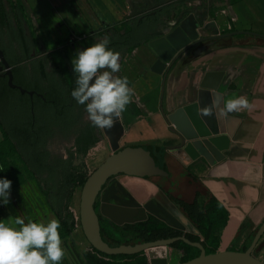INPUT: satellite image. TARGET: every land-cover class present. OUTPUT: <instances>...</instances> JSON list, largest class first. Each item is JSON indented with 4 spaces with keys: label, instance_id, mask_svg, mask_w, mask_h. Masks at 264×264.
<instances>
[{
    "label": "crops",
    "instance_id": "0c3cea01",
    "mask_svg": "<svg viewBox=\"0 0 264 264\" xmlns=\"http://www.w3.org/2000/svg\"><path fill=\"white\" fill-rule=\"evenodd\" d=\"M105 1L107 5H99V8L104 9L103 13L107 19L114 18L110 20L111 22L109 20L106 22L110 28L107 32L112 30L111 26L116 21L128 22L137 18L139 13L129 14V5L137 7L163 2V0ZM170 2L167 10L160 13V20H163L167 13V29L175 28L183 18L194 13L199 22L197 30L200 37L235 31L244 33L202 41L205 43L199 42L181 51L169 65L167 64L162 73L151 70L157 56L148 47V41L132 51L125 47L121 52V70L117 75L128 77L130 87L135 90V96L121 115L125 126L121 146L149 145L153 153L161 154L154 153L158 161L160 156L163 157L158 162L160 165L165 164L175 169L180 162L189 169L229 212L228 222L221 234L220 250L229 249L241 225L247 223V229L235 243L239 247L249 233L258 228L264 220V0H170ZM97 5L98 0H84L83 10L75 11L83 16V24L91 28L90 35L96 31L98 24L95 23L93 28L89 17L98 15L99 21L103 19L101 16L103 14L97 11ZM41 16L44 17V12ZM163 31L154 30L141 37L147 38L155 34L161 36ZM91 36L97 41L98 34ZM202 87L222 89L227 99L245 96L254 105L251 111L243 110L230 114L237 121L229 122L236 130L227 152L228 158L232 161L249 165L250 179L210 175L212 167L205 162L184 164L172 151L167 150L168 146L178 141V136L171 130L172 126L168 124L165 116L196 102ZM2 139L3 133L0 129V141ZM167 143L165 152H161L159 148ZM252 177L257 180H253ZM124 179L122 181L126 187L140 203L155 198L160 189L148 179L137 177L130 178V181L128 177ZM187 181L191 182L190 179ZM26 185L27 183H24L16 189L21 187L25 189ZM23 189H20L17 195L23 194ZM44 207L45 225L51 219H58L45 198ZM146 210L162 211L154 203ZM126 212L129 215L133 214L130 209ZM123 214L113 217L122 220L125 218ZM77 231V228L74 229L69 236L62 239V247L65 249L62 264H85L83 252L89 250L90 246L88 240L79 238V247L75 246L77 242L73 235ZM71 240L74 244H69ZM256 251L257 257L264 261V235L257 244Z\"/></svg>",
    "mask_w": 264,
    "mask_h": 264
},
{
    "label": "trees",
    "instance_id": "16d2710c",
    "mask_svg": "<svg viewBox=\"0 0 264 264\" xmlns=\"http://www.w3.org/2000/svg\"><path fill=\"white\" fill-rule=\"evenodd\" d=\"M140 27L141 25L137 21L129 22L127 26L125 24L121 34L115 33L109 36L110 44L108 47L114 51L128 47V50L132 51L159 35L155 34L147 38L138 36L137 30ZM28 33L27 19L22 6H18L12 0H0V47L10 65L31 59L30 54L35 46L31 41L33 37L29 36ZM87 35L88 38H91L92 44L97 42L90 34ZM14 36L19 48L22 49L20 55L16 53L13 47L14 39L12 37ZM65 46H69V43H65L62 48L56 47L54 51H49L44 56V62H41L38 67H36L35 61L31 62L34 76L40 77V73H42L41 77L44 76V97L49 106H45L44 109V141L42 139H30L28 152L22 151L14 143L8 127V123L11 122V112L6 101L10 100L16 91L12 90L7 82L0 78V108L4 105L6 108L3 118H0V129L3 133V139L0 141V179L7 178L12 181L10 191L30 179H35L51 210L60 221L61 227L58 231L61 239L69 236L80 224L71 216L69 205L75 188L83 187L87 179V177L83 178V176L78 175L77 167L72 164L70 159L65 158L60 159L57 163L53 162L50 159V152L46 149L47 136L51 134L52 128L61 126L58 111H62V107L67 115L64 130L69 131L74 123L73 117L69 115L71 109L67 108L73 101L64 96L63 86L65 89H69L71 93L75 88L73 80L76 75L69 58L64 53ZM63 81L65 83L62 85ZM41 83L40 80V82L32 83L30 86L41 89L43 88ZM166 145L168 143L159 148L161 152H165ZM126 147H121V150ZM148 148L155 162L159 164L151 146L148 145ZM86 152L85 149L84 153ZM15 154H20L26 164V175L10 162ZM178 164L175 169L165 164H159L162 169L166 170V175L151 176L146 179L154 182L165 193L169 201L184 214L198 233L186 232L170 226L153 214H147L145 219L117 224L101 212L100 201L96 198L94 210L102 237L109 245H134L162 238L185 236L191 241L201 242L207 254L218 251L222 230L229 219V212L224 204L199 181L196 175L180 162ZM187 179H190L191 182ZM247 227V223L241 225L229 250L245 251L249 247L257 228L249 233L241 246H235ZM171 247L181 252V263L200 254L198 248L190 246L182 240L173 243ZM90 248L83 252L85 264H151L145 251L131 255H108L96 250L91 245ZM157 248L149 249L150 259L156 264H164L163 255L156 250Z\"/></svg>",
    "mask_w": 264,
    "mask_h": 264
},
{
    "label": "water",
    "instance_id": "95a60500",
    "mask_svg": "<svg viewBox=\"0 0 264 264\" xmlns=\"http://www.w3.org/2000/svg\"><path fill=\"white\" fill-rule=\"evenodd\" d=\"M198 27L199 22L195 14L190 13L175 28L166 29L161 36L149 40L147 45L157 56L151 70L162 73L167 64L169 65L181 51L199 42L244 33L243 31H235L210 37H200L197 30ZM0 72L2 76H8V85L11 88H18L22 93L27 91L13 83L11 66L2 49H0ZM213 92L216 93L215 99L221 101L227 99L222 89L217 87H202L198 92L196 102L178 108L173 113L165 116L168 124L172 126L171 130L178 136V141L168 146L167 150L172 151L184 164L205 162L212 167L210 175L250 179L249 177L251 176L248 175L249 165L242 162H234L227 155L230 149L231 138L236 130L234 125H229V122L231 120L236 122L237 120L231 116L228 118H217L215 116L201 118L197 115V107L208 105L213 98L211 96ZM28 93L32 94V92ZM103 130L109 140L112 153L88 176L82 187L80 200V224L91 246L108 255H131L156 247L171 246L173 243L182 240L190 246L198 248L200 254L180 264H264V261L253 254L254 249L264 234V220L258 226L251 244L245 251L227 249L207 254L201 242L191 241L185 236L162 238L134 245H109L102 237L99 221L94 210L97 196L100 194L102 204H113L119 207L118 203H121L120 197L133 199L132 193L126 187L124 181H122L123 178L137 177L146 179L151 176L166 175V170L162 169L155 162L147 145H129L121 150V139L125 132V126L121 117L116 120L111 129ZM252 168L256 167L252 166ZM120 177L122 178L120 179ZM252 179L257 180V178L253 177ZM108 180L107 186L102 188ZM150 202L161 207L165 213L157 214L148 210L149 214H153L168 225L183 231L189 232V226L194 228L190 222L188 226L186 221L184 222L175 216L158 199L152 198ZM107 217L117 224H122L112 216ZM146 217L147 214L141 212L139 219H133L134 217H132L125 222H134ZM186 220L189 221L187 218ZM194 230L196 231L195 233H198L195 228ZM150 263L156 264L151 260Z\"/></svg>",
    "mask_w": 264,
    "mask_h": 264
},
{
    "label": "rangeland",
    "instance_id": "374dc122",
    "mask_svg": "<svg viewBox=\"0 0 264 264\" xmlns=\"http://www.w3.org/2000/svg\"><path fill=\"white\" fill-rule=\"evenodd\" d=\"M12 1H14V3L18 6H22L27 19V24L33 34L34 39L36 40L37 47H39L38 45H42L44 47L45 55H47L49 51H54L56 47H64V44L68 42L69 46H65L63 50L65 55L69 58L71 62L78 50H83L92 44L90 37L87 41H81L75 44H71L69 42V38L72 34H89L90 32H92L89 31L91 29L90 27L85 26L83 24V16L78 13L79 10L82 9L84 0ZM103 4L107 5V2L105 0H98L97 11L103 14L101 15L103 19L99 21L98 17L100 16L98 15H92L89 17V19H91L93 28H95V23L98 24L96 31L91 33V35L98 34L97 42L103 39L105 36L109 37L112 32L114 34H121L125 28L124 23L116 21L117 23H113L115 26L112 27V30L107 32V30L110 29L108 25H106V22H108L109 19L104 16V9L99 8V5ZM42 12H44V17L41 16ZM113 19L114 18H111L110 20ZM0 118H3V113L1 109ZM88 122L89 120L82 119V123L77 128L76 132H72L68 138L58 137L52 143L49 144V150L52 155V161L57 163L60 159H70L72 164L77 167L78 175L83 176V178H88V176L112 153L109 140L105 135L104 130L93 127ZM89 134H91V137L88 136ZM85 149L87 150L86 153H84ZM154 153L155 155H161L160 153ZM161 158L163 157L160 156V158H158L159 161H161ZM10 162L12 164H15L21 173L25 175L27 174L26 166L22 162L18 154L13 155V157L10 159ZM128 179V181L131 180L130 178ZM26 183V191L25 189H23L24 187L20 188L24 190L22 191L23 194L17 195V193L20 192V189H14L10 191L9 203L7 205H4L2 201H0V221L3 220L5 223H8L9 217L15 218L16 216H20L21 218L25 219V222L31 219L32 221L35 220L34 222L44 223V198L46 199V197L40 190L39 185L35 179H30ZM158 190L159 191L156 194L155 198L158 199V201L161 202L163 205H165L180 220L184 222L186 221L189 226L190 221L186 220L184 214L178 211L174 207V205L171 204V202L161 189ZM81 191L82 187L75 188L72 201L69 205L71 216L79 222ZM100 210L109 217H113L114 215H118L124 212L122 209L118 208L113 204H102V202L100 205ZM142 213L149 214L148 210H144ZM139 218L140 214L136 215L133 219ZM128 219L129 218L123 219L122 221H119V223H124ZM76 228L78 229V231L73 235V238L77 242L75 246L79 247L78 238L80 240L87 239L85 238L81 224H78ZM188 229L190 230L189 232H196L191 226H189ZM69 244L74 243L71 240ZM235 246L238 247V245L236 244ZM156 250H158L160 254L163 255L162 258L164 259V264L181 263L182 254L177 249L171 246H163L158 247ZM218 251H220V246ZM145 253L150 261L151 259L149 250L145 251ZM253 254L257 257L256 248L254 249ZM60 264L62 263L60 262Z\"/></svg>",
    "mask_w": 264,
    "mask_h": 264
},
{
    "label": "clouds",
    "instance_id": "9594fccd",
    "mask_svg": "<svg viewBox=\"0 0 264 264\" xmlns=\"http://www.w3.org/2000/svg\"><path fill=\"white\" fill-rule=\"evenodd\" d=\"M174 23V22H171ZM110 38L105 36L89 47L78 50L72 59L76 81L71 97L84 106L87 119L93 127L111 129L127 106L132 103L135 90L127 76L117 75L121 70L120 52L109 48ZM204 107H197V115L228 118L233 112L251 111L254 105L245 96L226 100L215 99ZM12 181L0 179V201L9 203ZM0 221V264H60L65 256L58 219L46 225L31 219L9 217Z\"/></svg>",
    "mask_w": 264,
    "mask_h": 264
},
{
    "label": "flooded vegetation",
    "instance_id": "af4514ba",
    "mask_svg": "<svg viewBox=\"0 0 264 264\" xmlns=\"http://www.w3.org/2000/svg\"><path fill=\"white\" fill-rule=\"evenodd\" d=\"M169 3H171L170 0H163V2L158 1L156 2L155 5L143 4L137 7L131 4L128 6L129 14L139 13L136 16L137 18L131 21H128V22L125 20H122L121 23H124L127 26L129 22L137 21L141 25V27L137 30L138 36L148 34L154 30L155 31H159V30L165 31L168 27L166 25L167 19H168L167 13L164 15L166 19L163 18V20H160V15H161L160 13L163 12V10H167V5ZM28 32H29L28 33L29 36L33 37V34L29 26H28ZM15 36L12 37V39H14L13 47H14V50H16V53L20 55L22 53L21 52L22 49L19 48ZM31 41L33 42L35 46L33 51L30 54L31 59L27 61L22 60L18 62V64L10 65L11 70H12V75H13V83L16 84L17 86H21L27 91L22 93L18 88H11L12 90H15L16 92L10 100L6 101V103L9 104L8 108L10 109V112H11V122L8 123V127L12 133L14 143L19 147V149H21L24 152H28V148H29L28 143L30 139H42L44 141V109H45V106H49L48 105L49 103H47V99L44 97V76L41 77L42 73H40V77L34 76V71H33L32 63H31L35 61L36 67H38L41 62H44V56H45L44 47L42 45H38L39 47H37V43L34 37H33V40L31 39ZM202 43H205V42H202ZM206 45H203V47H206ZM200 47L202 48V46ZM0 49L2 48L0 47ZM123 49L124 48L119 49L117 51L120 52L121 54ZM121 60H122V55L120 56V64H121ZM1 72H4V71H1ZM1 72H0V78L5 80L8 84V76L6 75L2 76ZM40 80L42 81L41 84L43 88L41 89L35 88V87L32 88L30 86V84L32 83L35 84L38 81L40 82ZM73 81L74 82L76 81V77ZM64 83L65 82L63 81L62 85ZM63 90H64L63 92L64 96L69 98V100L73 101L69 106H67V108L71 109L69 115L73 117L74 123L69 131L64 130V126H65L64 122H66L67 115H66V111H64V108L62 107V111H58L59 116L61 118L60 119L61 126L60 127L54 126L52 128L51 134L47 136L46 149L49 152H50L49 144L52 143L56 138L58 137L68 138L72 132H76L77 128L82 123V119L88 120L87 113L84 111V106L77 105L76 101L71 97V93L69 92V89H65V87L63 86ZM28 92H32V94ZM0 109L2 110V113L4 115L6 111L5 105L4 107ZM88 123L91 125L90 121ZM88 136L91 137V134H89ZM42 147L44 149V145ZM18 155L20 159L22 160L20 154ZM50 159L52 160L51 153H50ZM22 162L24 163L23 160ZM43 177H44V174H43ZM109 180L103 185L102 188H105L107 186ZM42 184L44 185V182ZM97 198L100 201V205H101L100 194L97 196Z\"/></svg>",
    "mask_w": 264,
    "mask_h": 264
},
{
    "label": "bare ground",
    "instance_id": "6f19581e",
    "mask_svg": "<svg viewBox=\"0 0 264 264\" xmlns=\"http://www.w3.org/2000/svg\"><path fill=\"white\" fill-rule=\"evenodd\" d=\"M216 74V73H215ZM220 79V78H219ZM121 199H119L121 201V203H118L120 209H122L124 212V216L125 218L123 219H126V218H132V217H135L136 215H139L141 212H143L144 210H146L148 208V206L152 203L150 202V200L146 203H140L138 200H136L134 198V196L132 195V198H123V197H120ZM131 199V200H130ZM155 204V203H154ZM161 209V207H159ZM131 210L133 212V214L129 215L126 211L127 210ZM134 210H136V212H134ZM138 210V212H137ZM162 210V209H161ZM153 212V211H151ZM154 213H157V214H161V213H165L164 210L162 211H158V212H154ZM129 215V216H128ZM115 219V218H114ZM122 219V220H123ZM117 221H122V220H118V219H115Z\"/></svg>",
    "mask_w": 264,
    "mask_h": 264
},
{
    "label": "built area",
    "instance_id": "2783aa9c",
    "mask_svg": "<svg viewBox=\"0 0 264 264\" xmlns=\"http://www.w3.org/2000/svg\"><path fill=\"white\" fill-rule=\"evenodd\" d=\"M69 39H70L69 42L71 44H75L77 42L87 41L88 40V35L85 34V33L72 34Z\"/></svg>",
    "mask_w": 264,
    "mask_h": 264
}]
</instances>
